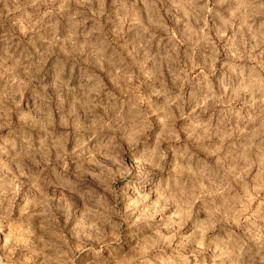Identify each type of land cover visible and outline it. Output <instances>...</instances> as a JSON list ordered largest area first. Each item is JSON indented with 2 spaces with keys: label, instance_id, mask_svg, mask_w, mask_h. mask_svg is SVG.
<instances>
[{
  "label": "clouds",
  "instance_id": "9594fccd",
  "mask_svg": "<svg viewBox=\"0 0 264 264\" xmlns=\"http://www.w3.org/2000/svg\"><path fill=\"white\" fill-rule=\"evenodd\" d=\"M0 264H264V0H0Z\"/></svg>",
  "mask_w": 264,
  "mask_h": 264
}]
</instances>
